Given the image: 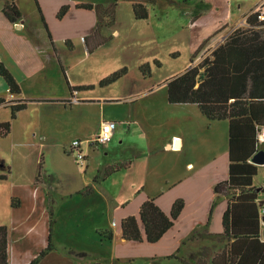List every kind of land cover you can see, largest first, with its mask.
Returning <instances> with one entry per match:
<instances>
[{
  "label": "rangeland",
  "instance_id": "rangeland-1",
  "mask_svg": "<svg viewBox=\"0 0 264 264\" xmlns=\"http://www.w3.org/2000/svg\"><path fill=\"white\" fill-rule=\"evenodd\" d=\"M201 1H212L216 6L215 14H210L213 20L200 22L195 28L196 21H191L190 24V17L188 20L187 16L192 6L185 5L181 0H154V3L147 6L149 17L146 20H135L132 2L117 0L115 21L102 27L103 36L98 35L91 40L92 45L99 44L103 39L108 42L90 54L85 51L83 41L87 36L84 33H88L93 25L95 14L93 10H75L74 4L97 3L107 7L114 0H41L44 23L34 0L19 1L21 12L29 19L30 27L25 34L17 33L14 37L17 44L16 57L20 58V62L23 66L26 65L29 72L45 68L40 71L36 84L26 82L23 85L24 94L26 97L38 98L63 97L65 102L60 100L27 104L13 120L9 108L0 109V120L16 125L7 137L0 139V174L7 173L2 167L3 161L5 168L10 167V175L18 178L37 175L36 180H45L49 175L53 189L63 196L92 187L89 195L72 197L61 204L56 213V218L59 219L56 229L61 241L79 252H87V258L81 259L82 264L168 263L163 260L167 258L153 256L159 252L170 251L172 245L163 250L159 249L160 245L153 248L155 246L145 242L122 241L117 217L127 208H118V204L138 202L143 192L149 196L156 193L166 194V181H176L178 175H185V172H172L175 158L156 152L151 158L135 160L129 168L108 176L109 172L125 167L124 163L118 161L131 156L126 144L135 143L146 155L151 154L153 147L167 134H171L180 122H184L187 132H183L188 139L183 152L184 158L195 161L202 169L213 157H217L216 150L219 155L222 150L225 154L226 136L222 131V125L225 124L213 122L211 132L210 128L207 129L211 123L206 122V126L205 119L203 120L197 108H194V116L187 111L184 113L182 109L169 108L165 101L167 80L210 56L219 41L221 42L222 36L228 34L236 25L223 19L224 9L229 7L226 0ZM69 4L72 6L58 18L60 7H67ZM56 5L60 6L56 9ZM205 12L203 14L208 15L209 12ZM219 17L221 18L218 19ZM243 22L242 19V23L237 24L240 29L249 28ZM44 24L48 27L51 40L48 31L44 30ZM211 25H215L216 29L211 28ZM18 26L21 27L20 24ZM206 28L209 29L210 36L198 42L206 33ZM254 29L264 35V25ZM115 32L117 33L113 35ZM200 46L201 49L197 52ZM58 59L70 85L72 81L90 84L91 87L70 93L61 74ZM145 63L149 64L150 72L144 77L139 68ZM122 68L126 69L122 78L109 85L100 86L102 80ZM148 87L152 90L150 94L146 92ZM123 92L144 95L135 99L137 102L134 104L128 103L134 102V98L108 99L121 96ZM89 96L98 98L89 99ZM103 121L115 123L119 127L115 137L107 145L89 146V141L98 133ZM128 122L138 130L137 133L133 134L134 130H131L129 135L126 131ZM123 129L125 132H122ZM213 136L217 137L216 143ZM75 139L82 142L86 157L83 164L75 161L74 153L70 150ZM213 145L217 146L216 150H211ZM106 164L108 165L103 167ZM224 164L225 157L221 166L224 167ZM96 177L105 179L93 183ZM261 179L262 169L258 168L255 184H259ZM142 186L143 192L137 194L136 191ZM50 198L48 196L49 205ZM11 202L12 205L18 203L16 199ZM10 207L0 191L1 224L7 225L9 222ZM96 228L103 230L95 233ZM98 232L106 236L111 233L112 240L103 238ZM166 243L168 242L163 244ZM179 245V254L184 256L190 252L198 256L204 255L209 249L202 248V245H208L207 242L202 245L198 241ZM215 246L218 248L220 244L214 243L212 247ZM53 254L61 256L58 252H52L46 256L47 259H43L42 264H79L76 258L72 260L62 256L65 259L60 260L59 256ZM173 263L181 264L175 259Z\"/></svg>",
  "mask_w": 264,
  "mask_h": 264
},
{
  "label": "trees",
  "instance_id": "trees-1",
  "mask_svg": "<svg viewBox=\"0 0 264 264\" xmlns=\"http://www.w3.org/2000/svg\"><path fill=\"white\" fill-rule=\"evenodd\" d=\"M15 1H5L2 7L4 17L12 24L21 18ZM116 1L114 0L107 7L99 4L76 5L77 9L95 11L97 23L93 37L99 35L104 25L113 24L115 21ZM128 1L132 2L135 20L148 19L147 6L154 3V0ZM182 2L192 6L189 14L192 23L210 8L208 3L202 1L182 0ZM36 6H38L37 3ZM37 9L40 11L39 7ZM67 10L68 6L61 7L58 18ZM41 20L43 21L42 16ZM246 22L249 28L235 30L201 63L189 66L166 83V97L169 104L194 105L209 123L221 121L227 123L228 179L214 187L216 194L229 192L228 206L222 216L223 233L218 235L219 238L226 240V244L222 252L212 259V264H264V229H260L261 223L264 224V207L261 203L255 202L257 189L251 187L257 173V166L251 160L257 152L264 150V143L260 145L258 140V134L264 128V35L254 29L256 26L264 25V22L257 21L256 15L253 14L247 17ZM44 27L47 32L45 24ZM47 34L50 39L49 32ZM107 42L108 40L103 39L92 48L90 38L87 37L84 40L89 53ZM139 70L142 76L149 75L148 64H143ZM125 74L126 69L122 68L99 84L100 86L109 85ZM0 77L5 81L10 94H20L19 84L1 62ZM64 78L70 93L85 90V87H71L65 75ZM1 104L10 109L12 120L18 112L26 108L24 101L9 105L0 99ZM10 129V122H1L0 138L6 137ZM3 179L5 176L0 175V180ZM101 180V177H96L93 183ZM91 192L92 187H85L80 194L86 196ZM261 192H264V187ZM54 205L55 200L50 199L48 244L28 264H39L43 258L55 250L51 235L54 225ZM215 205L216 201L213 202L211 211ZM183 206V200L178 199L173 203L169 214H165L155 204L154 199H147L140 206L137 217L128 216L120 221L121 239L125 242L156 244L172 228ZM202 230L204 229H194L186 241L217 237ZM98 235L109 241L112 240L111 233L106 236L98 232ZM7 238V227L0 225V264H8ZM186 241H183L181 246ZM180 250L179 248L175 254L166 258L175 259L181 264H205V260L201 258L202 254L198 259L195 253L185 257L179 254ZM63 252L78 260L87 258V252L67 248Z\"/></svg>",
  "mask_w": 264,
  "mask_h": 264
},
{
  "label": "crops",
  "instance_id": "crops-1",
  "mask_svg": "<svg viewBox=\"0 0 264 264\" xmlns=\"http://www.w3.org/2000/svg\"><path fill=\"white\" fill-rule=\"evenodd\" d=\"M6 0H0V62L10 71V73L14 76L15 80L19 84L20 87V94L19 95H13L10 94L8 91V87L3 80L2 77H0V99H3L5 102H7L9 105L15 104L17 101H24L27 107V104L30 103H43V102H58L62 100L65 102V98H54V97H49V98H38V97H26V94H24V89L23 85L26 82H31L35 83L38 80V75L40 74V71L45 69L44 67L40 68L37 72L31 71L29 72L26 68V65L23 66L22 62H20V58L16 56V42L14 41V37H16L17 33L25 34L26 31H28L30 27V22L29 19L23 16V13L21 12V9L19 7V1L16 0L15 3L21 13V18L19 22L17 23H10L3 15L2 13V7L4 5ZM182 1V0H181ZM192 2H196L194 0H191ZM201 1V0H199ZM35 2V0H34ZM203 2V1H202ZM227 4L229 7L224 9L225 14L224 18L227 20L229 23H234L236 24L232 29L229 31L228 34L224 36H229L232 32H234L237 29H240V26L237 24L243 23L244 25L247 24L246 19L247 17L252 13L254 8L264 2V0H226ZM37 7H39V10L41 12L40 17H44L42 10H41V0H36ZM204 3V2H203ZM206 3V2H205ZM234 5H232V4ZM58 4H62V2H58ZM73 4V3H72ZM78 4H90V5H98L96 4H91V3H77L74 5ZM210 5L209 10H207L209 13L208 15L202 14V16L199 18V20H196L195 22V28L199 26V23L213 18L210 17V14H215V9L216 6L213 5V2L208 3ZM56 5V9L60 6ZM186 5V4H185ZM68 8L72 6L71 4L67 5ZM189 6V5H187ZM234 6V8H232ZM61 8V7H60ZM75 10H82V9H77L76 6L74 8ZM38 10V9H37ZM60 10V9H59ZM84 11H90V10H84ZM92 11V10H91ZM94 11V10H93ZM39 12V11H38ZM59 12V11H58ZM68 14V13H67ZM95 17L93 19V25L91 28H89L88 33H84L87 36L86 38H90V42L92 40V37L95 32L96 28V13L94 11ZM187 15V14H185ZM94 16V15H93ZM188 20H189V15ZM219 17L218 19H220ZM2 19V21H1ZM45 19V18H44ZM217 19V20H218ZM190 21V20H189ZM217 22V21H216ZM194 23V22H193ZM215 23V22H214ZM18 24L21 25L18 26ZM191 24V21H190ZM213 25V22H212ZM210 26L211 28H215L214 26ZM44 26V25H43ZM191 26V25H190ZM193 26V25H192ZM47 27V25H46ZM18 29V30H17ZM20 30V31H19ZM45 30V27H44ZM101 30L99 31V36H103L101 34ZM48 31V27H47ZM93 31V32H92ZM206 33L198 40H206L208 35L210 36V31L208 28L205 29ZM49 32V31H48ZM92 32V33H91ZM91 33V34H90ZM117 32H115L113 35H115ZM212 33V32H211ZM90 34V35H89ZM81 35V34H80ZM222 36V38L224 37ZM21 39V37H20ZM53 42V40H52ZM84 42V41H83ZM204 42V41H203ZM224 42V41H223ZM220 43V41H219ZM218 43V44H219ZM217 44V46H218ZM94 45H90V47L93 48ZM84 48L87 54H90L94 52L96 49H94L92 52H88V48L86 44L84 43ZM54 50V49H53ZM84 53V51H83ZM22 59V58H21ZM59 62V67L61 69V74L64 78L65 71L62 69V65H60ZM148 64V63H145ZM149 65V64H148ZM150 70V68H149ZM28 71V73H27ZM67 78V77H66ZM141 80H144L143 77H141ZM168 81V80H167ZM66 83V82H65ZM69 83V82H68ZM167 83V82H166ZM165 83V85H166ZM70 85V84H69ZM152 85V84H151ZM71 87H91L90 84H82L79 82L73 83L71 81ZM150 87V86H149ZM146 89V92L148 94L152 93V90L150 88ZM88 89V88H87ZM75 92V91H74ZM73 92V93H74ZM144 94L140 93H131V92H123L121 96L117 97H109L108 99L112 98H122L124 100L126 99H138ZM98 97H92L89 96V99H97ZM165 101L167 102V97H165ZM137 100L134 102H128L130 104L136 103ZM167 105L169 108H174V109H182V111H187L188 113H192L194 116L196 115V111L194 108L196 106L194 105H172L167 102ZM6 108L4 107L3 104L0 105L1 108ZM205 118L203 117V120ZM7 120L1 121V122H6ZM105 122V121H103ZM101 122V124L103 123ZM208 122L205 119V123ZM223 126V133L225 134V139H226V148L224 149L225 154L219 155L217 152L216 145H213L212 149L216 150V155L217 157H213L209 163H207L204 168L201 169L198 164H195V161H192L191 159H187L183 157V152L184 149L187 147V137L186 134L183 132L186 131L184 127L186 125L184 122H180L177 128H174L171 134H167L158 145L153 147V151L151 154L146 155L144 150H142L140 147H138L137 144L135 143H128L126 144L127 150L130 152V158H126L125 160L118 161L119 163H124L125 167L114 170L109 172L107 175L110 176L114 173H117L118 171L122 169L129 168L130 165L138 159H143V158H151L153 153H160L161 155L163 154L164 156H172L175 158V164H174V169H173V164L171 167L172 172H175V170L181 171L184 170L185 175H178L179 177L177 178L176 181L172 180L171 182L166 181V185L168 186V191L166 194L160 193V194H155L149 196L146 192H143L144 187H139L138 190L136 191L137 194L142 193L140 196L141 198L138 200V202L132 203V201H129L130 204L127 203H119L118 208H124L126 207L127 209L122 212H120L119 216L117 217V221L119 223V234H120V221L128 216H135L137 217L138 211L140 206L142 205L143 202H145L147 199H154L155 204L165 213L169 214L171 207L173 203L181 199L183 200L184 206L180 212V215L174 222V225L172 228L168 230V232L165 233V235L156 243V244H149L150 246H155L153 248H157L158 245L159 249H166L170 248V245L173 247L171 248L170 251H165V252H159L157 255L153 256V258H166L170 255L175 254L180 247H177L179 244L181 245L183 241H186L188 238L189 234L196 228H201L204 229L202 230L207 232L208 234L217 236L216 238H201L196 241L200 242L202 245L204 242H207V246H203L202 248H209L208 252L204 253V256L202 255L201 258L205 260V264H212V259L219 255L222 250L224 245L226 244V240L219 238L218 235H221L223 233V227H222V216L224 212L227 209L228 206V200H229V192H222L220 194H216L214 191V187L221 183L224 182L228 179V135H227V123L225 121L219 122ZM131 122L126 123L127 127V132L134 130L132 133H137L138 130H135L133 127H131ZM208 123H206L207 126ZM212 123L209 125L208 128H210L211 132L213 131L212 129ZM15 124L11 125L10 133L12 130L15 128ZM204 125H202L203 128ZM118 128L113 132L112 137L110 141L104 145L109 144L112 139L115 137ZM125 129L122 130V132ZM9 133V134H10ZM8 134V135H9ZM7 135V136H8ZM6 136V137H7ZM94 137V136H93ZM5 138V137H3ZM2 139V138H0ZM213 139L215 140V143L217 141V137L213 136ZM77 139L73 140L76 141ZM176 140L179 141V147H176ZM258 140L259 144L262 145L264 143V128L261 129V131L258 134ZM80 141V140H78ZM89 144V143H88ZM93 144H90L89 146H92ZM94 147V145H93ZM14 149V146H13ZM225 157V164L224 167L221 166V161ZM85 162V161H84ZM114 161H112L113 163ZM116 162V161H115ZM114 162V163H115ZM3 169L7 171L6 174H0L5 176V179L0 180V191H1V196L7 203H10V215H9V222L7 225L1 224L0 225H5L8 229V264H28L30 260L34 259L40 251H42L44 248H46L48 244V233H49V212H48V207L50 206L48 203V196L51 197L50 199L55 200V205H54V225L52 226V243L54 246V249L52 252H58L61 256L57 254H53L54 256L58 257L60 260H64L66 258L75 260V258L66 255L63 250L64 249H73L71 248L72 246H67V244H64L61 239L58 236V230L56 229L57 226L59 225V219L56 218V213L60 209L61 204H63L65 201L72 199L74 196L81 195L82 190H78L75 193L71 194H65V196L59 194L53 189V184H52V179H49V175H47L45 180H36V176H30V177H21L18 178L16 175H10L11 170L10 167H6L3 165L4 162H1ZM103 165L104 166H107ZM257 166V171L258 168L262 169V179L260 180L259 184H255L254 180L255 177L252 180V186L255 189H257V194H256V203H261L262 207H264V192H261L262 187H264V181H263V175H264V165H256ZM40 173V172H38ZM257 175V173H256ZM107 176V177H108ZM106 177V178H107ZM177 177V175H175ZM105 178H103L101 181H103ZM99 181V182H101ZM180 185V186H177ZM177 186V187H176ZM176 187V188H174ZM170 190V191H169ZM238 193V191H236ZM12 199H16L18 203L15 205H12ZM216 201V205L214 206L213 210L211 211V207L213 202ZM211 211V213H210ZM261 212V209L259 210ZM9 214V210H8ZM183 225V227H182ZM206 226V227H205ZM205 227V228H204ZM260 229H264V224L261 223ZM97 230H103V229H95V233ZM106 230V229H104ZM111 232V231H110ZM123 241V240H122ZM165 242H168L166 244H163ZM186 242H194V241H186ZM146 243V242H145ZM214 243H217V245L220 244V246L217 248L212 247ZM163 244V247H162ZM186 244V243H185ZM179 245V246H180ZM175 250V252L170 253L172 250ZM181 249V248H180ZM75 250V249H74ZM77 251V250H76ZM181 251V250H180ZM50 252V253H52ZM86 252V251H83ZM49 253V254H50ZM180 253V252H179ZM191 253H187L185 257H188ZM48 254V255H49ZM47 255V256H48ZM52 255V254H51ZM63 256V257H62ZM198 255L196 254V258L198 259ZM47 259V257H45ZM44 259V258H43ZM43 259L39 262V264H42ZM165 262L168 263H163V264H175L173 263V259H163ZM168 260V261H166ZM79 264L81 263V260H78ZM172 262V263H171Z\"/></svg>",
  "mask_w": 264,
  "mask_h": 264
},
{
  "label": "built area",
  "instance_id": "built-area-1",
  "mask_svg": "<svg viewBox=\"0 0 264 264\" xmlns=\"http://www.w3.org/2000/svg\"><path fill=\"white\" fill-rule=\"evenodd\" d=\"M253 15H256L257 21L264 22V2L258 4L252 11ZM117 125L111 122H103L101 124L98 133L89 141V144L93 145H104L108 143L112 137L113 132L116 130ZM72 153H74L75 161L78 164H83L85 161V154L82 150L81 141H73L70 147Z\"/></svg>",
  "mask_w": 264,
  "mask_h": 264
},
{
  "label": "water",
  "instance_id": "water-1",
  "mask_svg": "<svg viewBox=\"0 0 264 264\" xmlns=\"http://www.w3.org/2000/svg\"><path fill=\"white\" fill-rule=\"evenodd\" d=\"M228 36H224L218 46L227 38ZM217 47V46H216ZM252 163L255 165H264V150L257 152L252 158ZM264 237V233H263Z\"/></svg>",
  "mask_w": 264,
  "mask_h": 264
},
{
  "label": "bare ground",
  "instance_id": "bare-ground-1",
  "mask_svg": "<svg viewBox=\"0 0 264 264\" xmlns=\"http://www.w3.org/2000/svg\"><path fill=\"white\" fill-rule=\"evenodd\" d=\"M176 147H179V141L176 140Z\"/></svg>",
  "mask_w": 264,
  "mask_h": 264
}]
</instances>
